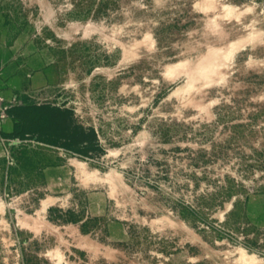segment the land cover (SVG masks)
<instances>
[{"label": "rangeland", "instance_id": "obj_1", "mask_svg": "<svg viewBox=\"0 0 264 264\" xmlns=\"http://www.w3.org/2000/svg\"><path fill=\"white\" fill-rule=\"evenodd\" d=\"M0 264H264V0H0Z\"/></svg>", "mask_w": 264, "mask_h": 264}, {"label": "crops", "instance_id": "obj_2", "mask_svg": "<svg viewBox=\"0 0 264 264\" xmlns=\"http://www.w3.org/2000/svg\"><path fill=\"white\" fill-rule=\"evenodd\" d=\"M35 79L37 80L38 78H34V80H35ZM9 83H10V84H13V83H15V80H14V79H10V80H9ZM6 129H7V131H10V129H11V124H10V123L6 125ZM62 171H63L64 174H65V178L68 179L67 171L65 170V168H64V169L62 168ZM53 181H54L55 183H57V181H55V180H53Z\"/></svg>", "mask_w": 264, "mask_h": 264}, {"label": "built area", "instance_id": "obj_3", "mask_svg": "<svg viewBox=\"0 0 264 264\" xmlns=\"http://www.w3.org/2000/svg\"><path fill=\"white\" fill-rule=\"evenodd\" d=\"M11 160V159H10Z\"/></svg>", "mask_w": 264, "mask_h": 264}]
</instances>
